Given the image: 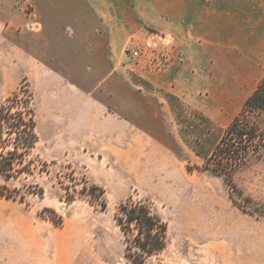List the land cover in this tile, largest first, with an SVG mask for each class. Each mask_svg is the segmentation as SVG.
Here are the masks:
<instances>
[{
    "label": "rangeland",
    "instance_id": "obj_1",
    "mask_svg": "<svg viewBox=\"0 0 264 264\" xmlns=\"http://www.w3.org/2000/svg\"><path fill=\"white\" fill-rule=\"evenodd\" d=\"M110 3L131 14L115 20L129 30L123 63L109 80L81 84L62 68L58 38L43 48L38 16L54 5L0 0V106L32 94L30 159L42 162L0 177L15 196L0 199V264H131L114 217L137 202L167 228L165 249L144 264H264V150L232 186L192 150L205 128L193 114L212 125L210 151L264 76V0ZM158 16L165 29L152 35ZM176 59L187 70L178 93L160 86Z\"/></svg>",
    "mask_w": 264,
    "mask_h": 264
},
{
    "label": "trees",
    "instance_id": "obj_2",
    "mask_svg": "<svg viewBox=\"0 0 264 264\" xmlns=\"http://www.w3.org/2000/svg\"><path fill=\"white\" fill-rule=\"evenodd\" d=\"M193 117L205 127L203 140L196 138L192 145L194 153L204 160L203 170L232 186L234 173L260 157L264 150V76L210 151L205 150V145L212 125L200 114L194 113ZM37 142L33 96L28 90H20L0 106V177L9 181L32 175L35 163H42L30 159ZM0 199L14 200L15 196L0 186ZM114 220L126 236L125 257L131 264H144L147 258L165 249L166 225L149 204L121 205ZM52 223L55 227L60 225Z\"/></svg>",
    "mask_w": 264,
    "mask_h": 264
},
{
    "label": "crops",
    "instance_id": "obj_3",
    "mask_svg": "<svg viewBox=\"0 0 264 264\" xmlns=\"http://www.w3.org/2000/svg\"><path fill=\"white\" fill-rule=\"evenodd\" d=\"M41 2L44 6L54 5L43 16H38L42 22V34L48 38L44 41L43 48L50 45L49 36L58 38L57 43L62 51V68L72 73L76 83H98L99 77L107 79L110 70L121 68L129 30L116 24L115 20L116 16H131L127 8L125 13H115L111 10L110 0H41ZM158 17L159 21L149 26L151 29H146L148 32L151 31L152 35L165 29L162 16ZM184 22L186 21L179 23L188 27V23ZM137 31L139 27L133 26L132 34ZM188 38L187 35V40ZM184 45L186 47L181 50L183 53H189L188 45ZM185 65L177 59L172 62L165 70L163 75L165 81L160 86H167L174 93L180 92V85L186 83ZM167 77H171V80ZM149 123L146 119L142 125L146 126L145 131L151 133L153 126H149Z\"/></svg>",
    "mask_w": 264,
    "mask_h": 264
},
{
    "label": "built area",
    "instance_id": "obj_4",
    "mask_svg": "<svg viewBox=\"0 0 264 264\" xmlns=\"http://www.w3.org/2000/svg\"><path fill=\"white\" fill-rule=\"evenodd\" d=\"M141 54H142L141 50L138 49V50H134V51H132V52L130 53V56H131L132 59H136V58L141 57Z\"/></svg>",
    "mask_w": 264,
    "mask_h": 264
}]
</instances>
